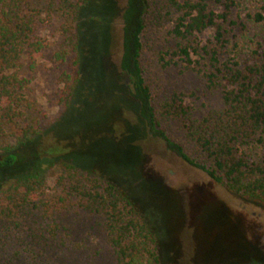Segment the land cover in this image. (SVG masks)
<instances>
[{
    "label": "rangeland",
    "instance_id": "374dc122",
    "mask_svg": "<svg viewBox=\"0 0 264 264\" xmlns=\"http://www.w3.org/2000/svg\"><path fill=\"white\" fill-rule=\"evenodd\" d=\"M44 1L38 0L41 12L34 31L43 47L32 63L23 59L18 76L24 80L26 97L32 103L25 111L24 123L37 132L31 137L39 138V164L50 159L54 162L42 168L46 187L36 199L38 206L27 205L20 236L14 234L0 247V263L5 264L11 253L19 251L20 256L10 263L118 264L107 239L106 216L94 201L97 193H104L106 178L126 192L149 224L158 243L159 264H264V207L226 191L158 138H142L137 130L139 117L129 110L135 108L134 103L117 86L107 85L108 74L120 73V15L125 0L110 1L114 39L98 35V28L93 29L96 21L86 29L79 48V57H84L79 84L72 93L64 75L71 80L74 77L75 53L63 32V17L59 12L48 14ZM93 1L102 12L111 11L108 0H89L84 18L90 11H100ZM168 1H148L141 34L143 77L160 127L192 159L210 166L187 136V119L159 113L162 103L174 93L181 94L190 119L200 120L208 111L223 107L220 90L207 87L206 78L197 71L206 69V58L192 55L200 64L188 65L172 56L179 42L172 29L180 12ZM263 2H237L235 13L244 27L233 26L231 42L220 60L236 54L244 64L257 41L264 47V21L246 16L261 11ZM213 8L222 10L219 5ZM93 16L100 21L97 23H104V15ZM77 31L84 34V23H78ZM213 34L209 27L190 40L195 46L211 47ZM97 161V167H91ZM48 200L50 203L44 204ZM34 252L36 259L31 257Z\"/></svg>",
    "mask_w": 264,
    "mask_h": 264
},
{
    "label": "trees",
    "instance_id": "16d2710c",
    "mask_svg": "<svg viewBox=\"0 0 264 264\" xmlns=\"http://www.w3.org/2000/svg\"><path fill=\"white\" fill-rule=\"evenodd\" d=\"M110 1L107 2L111 11L106 13L93 1L100 11H90L86 18L83 14L89 0L44 1L48 14L59 12L63 17V32L75 53V75L72 80L69 75H64L71 93L79 84V68L85 56L79 57L80 41L90 23L96 21L93 29L98 28L95 31L98 35L114 39L109 22L113 15ZM148 1H124L120 15V73L108 74L107 85L117 86L134 103L135 108L129 110L139 117L137 130L142 138H158L168 149L204 171L226 191L264 207V47L257 41L244 64L236 59V54L224 61L219 59L231 42L233 26L240 24L244 27V21H240V15L235 13L240 0L168 1L180 12L172 29L179 39L171 51L172 56H178L188 65L192 62L200 64L198 59L191 58L192 55L206 58V69L199 67L197 71L206 78L207 87L220 90L223 107L208 111L200 120L190 119L189 109L181 104V94L174 93L162 103L159 113L166 118L187 119V136L209 159L210 166L192 159L184 147L160 127L140 61L141 34ZM215 5L222 10L216 12ZM40 12L38 0H0V247L14 234L20 236L25 208L27 205L37 207L36 199L46 187L42 168L54 162L50 159L44 165L39 164V138L31 137L37 132L32 125L24 123L25 111L32 107V103L26 97L24 80L18 76L23 59L28 58L32 63L43 47L41 41L34 37ZM96 13L104 15V23H97L99 20L93 16ZM246 16L255 22H263L264 2L261 11L248 12ZM78 23H84L83 35L77 31ZM209 27L214 30L212 46H195L190 37ZM101 52L102 55L107 54L106 51ZM66 166L69 167L68 164ZM94 201L95 207L101 208L106 216L105 231L118 264H159L158 243L153 231L126 192L105 178L104 193H97ZM49 203L48 200L44 204ZM15 256H20V252L11 253L5 264H12L10 262ZM31 257L36 259L38 254L34 252Z\"/></svg>",
    "mask_w": 264,
    "mask_h": 264
}]
</instances>
